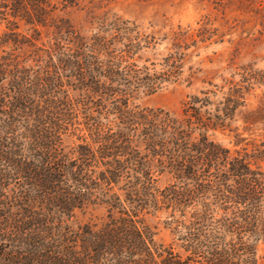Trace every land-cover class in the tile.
I'll return each mask as SVG.
<instances>
[{"label": "trees", "instance_id": "16d2710c", "mask_svg": "<svg viewBox=\"0 0 264 264\" xmlns=\"http://www.w3.org/2000/svg\"><path fill=\"white\" fill-rule=\"evenodd\" d=\"M77 1L0 0V14L44 28ZM54 29L43 67L0 56V264H258L264 175L207 135L229 128L241 89L190 96L181 117L132 107L134 93L178 82L181 59L139 66L151 42L119 18L91 34ZM88 204L107 209L102 224L70 227ZM148 208L167 215L169 245L138 220Z\"/></svg>", "mask_w": 264, "mask_h": 264}, {"label": "rangeland", "instance_id": "374dc122", "mask_svg": "<svg viewBox=\"0 0 264 264\" xmlns=\"http://www.w3.org/2000/svg\"><path fill=\"white\" fill-rule=\"evenodd\" d=\"M4 18L0 14V56L34 70L44 66L47 57L42 50L52 46L54 25L60 20L82 34L96 32L113 18L135 24L151 42L136 52L139 66H157L169 55L180 58L182 66L178 82L153 94L134 93L129 105L139 109H160L181 117L188 97L215 91L214 86L226 92L230 84H236L244 94L243 106L229 128L207 135L231 156L246 155L251 167L264 175V0H78L74 6H59L44 28ZM21 38L31 41L34 48L12 41ZM77 143L75 137H64L68 147ZM167 183V177L161 176L157 186ZM155 209L142 211L138 220L154 234L156 244L167 246L172 240L165 227L167 215ZM106 215L104 206L88 204L74 211L68 225L73 229L84 224L99 226ZM256 251L258 264H264V239Z\"/></svg>", "mask_w": 264, "mask_h": 264}]
</instances>
